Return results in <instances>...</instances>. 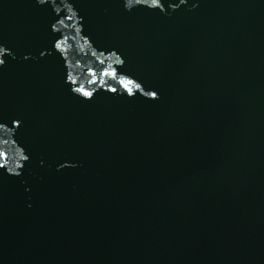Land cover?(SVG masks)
<instances>
[{
  "label": "water",
  "instance_id": "1",
  "mask_svg": "<svg viewBox=\"0 0 264 264\" xmlns=\"http://www.w3.org/2000/svg\"><path fill=\"white\" fill-rule=\"evenodd\" d=\"M0 264H264V0H0Z\"/></svg>",
  "mask_w": 264,
  "mask_h": 264
},
{
  "label": "snow or ice",
  "instance_id": "2",
  "mask_svg": "<svg viewBox=\"0 0 264 264\" xmlns=\"http://www.w3.org/2000/svg\"><path fill=\"white\" fill-rule=\"evenodd\" d=\"M83 95L88 96V95H90V94L87 93V92H85V93H83ZM153 95H155V93H153Z\"/></svg>",
  "mask_w": 264,
  "mask_h": 264
}]
</instances>
